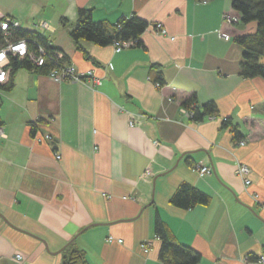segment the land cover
Here are the masks:
<instances>
[{"label":"crops","instance_id":"obj_1","mask_svg":"<svg viewBox=\"0 0 264 264\" xmlns=\"http://www.w3.org/2000/svg\"><path fill=\"white\" fill-rule=\"evenodd\" d=\"M80 8L110 23L135 12L150 26L121 51L81 40L86 57L70 35ZM233 10L232 0H0V17L38 30L78 70L101 76L97 85L56 82L20 68L13 88H0V264H62L74 240L90 264H165L157 213L201 252L199 264H264V78L240 74L234 36L255 25H228ZM158 22L168 35L155 31ZM194 94L220 115L189 117L183 103ZM226 117L246 144L222 127ZM45 132L51 141L38 140ZM239 161L251 167L249 186ZM207 164L212 172L200 175ZM185 181L210 203L172 205Z\"/></svg>","mask_w":264,"mask_h":264},{"label":"trees","instance_id":"obj_2","mask_svg":"<svg viewBox=\"0 0 264 264\" xmlns=\"http://www.w3.org/2000/svg\"><path fill=\"white\" fill-rule=\"evenodd\" d=\"M232 9L238 12L240 21L236 24H248L257 21L255 32H245L234 36L235 42L242 46V61L240 74L245 78H255L261 76L264 78V0H232ZM7 18L0 17V21ZM150 26L149 22L134 12L131 16L121 17L116 22L110 23L102 20L94 19L91 9L80 8L76 24L70 31L71 37L78 44V48L83 51L86 57L89 56L87 50L81 45V40L94 42L98 45L113 44L115 40H134L135 44H140L141 36ZM10 33L16 39L25 38L32 48H36L37 43L44 45L46 48L53 50L58 49L53 47L46 36L35 29L21 27L20 25H11ZM5 44V31L0 27V48ZM65 61H70L65 55ZM11 77L8 82L0 83V88L10 90L14 86V75L20 68H27L37 72L46 73L48 66L37 67L30 61L28 57L19 58L13 57L11 60ZM151 72L155 74V80L162 84L161 69L157 65L151 66ZM183 105L193 112V119L203 120L207 116H218L220 110L217 103L210 101L200 106L198 98L194 94L189 100H186ZM3 125V119L0 115V127ZM222 127L232 132L233 140L240 141L244 139V134L239 129L238 125L233 124L230 117H226L222 122ZM37 130V123H32V133ZM189 161V159H188ZM189 163H191L189 161ZM212 197L204 191L192 186L188 182H183L178 185L175 193L171 196L172 205H176L183 209H189L197 206V204L208 205ZM154 232L156 237L161 242L159 250L160 259L165 264H199L202 254L196 251L191 246L184 245L170 230L166 220H163L159 213L154 219ZM76 240L72 241L64 250V258L62 264H90L86 257L84 249L77 247ZM262 256V255H261ZM260 256V257H261ZM264 256V247H263ZM259 257V258H260ZM252 259L256 258L251 257Z\"/></svg>","mask_w":264,"mask_h":264},{"label":"built area","instance_id":"obj_3","mask_svg":"<svg viewBox=\"0 0 264 264\" xmlns=\"http://www.w3.org/2000/svg\"><path fill=\"white\" fill-rule=\"evenodd\" d=\"M207 2V0H203ZM223 19L226 21L228 25L233 26L234 23L239 22L240 16L237 11H227L224 13ZM11 25H19V23L11 18L7 17L4 20L0 21V27L5 31V44L0 48V83H6L9 81L11 77V60L13 57L25 58L28 57L30 61L37 67L48 66L46 74L56 82L63 81H77L87 83L88 80L94 85H97L101 82V76L97 75L94 70L90 69L87 72H82L77 69V67L70 61H65V54L63 51L59 49L50 50L46 48L44 45L37 43L36 48H32L27 39L21 38L16 39L10 33ZM37 27L41 28H49L50 25L46 21H41L36 24ZM155 31L164 35H168V30L164 27L163 23L158 22L155 27ZM222 36L228 39L230 36L228 33L223 32ZM174 38V37H173ZM135 45L134 40H122L117 39L114 41L113 46L117 51H121L126 47H130ZM160 85V82L156 84ZM182 110L189 116L193 117V112L186 107H183ZM142 117H145V114H139ZM136 117L132 115L129 123L131 126H135ZM0 137H6V133L0 127ZM39 141H51L52 134L45 132L43 135L37 136ZM240 144L244 145L247 143L246 140L241 139L238 141ZM56 158L60 159L61 154L55 152ZM200 175H207L212 172L211 166L200 165L197 168ZM236 173L243 179L244 184L247 186L251 185V167L244 162H240L236 166ZM151 171L147 170L146 175H150ZM110 241L113 240V236H109ZM119 241H122L121 239ZM143 249L146 251L149 250V243L144 242L142 245ZM17 257L22 259V254H18ZM260 260L264 262V256L260 257Z\"/></svg>","mask_w":264,"mask_h":264},{"label":"rangeland","instance_id":"obj_4","mask_svg":"<svg viewBox=\"0 0 264 264\" xmlns=\"http://www.w3.org/2000/svg\"><path fill=\"white\" fill-rule=\"evenodd\" d=\"M235 11V10H234ZM14 19V18H13ZM248 24H251V25H255V27L254 28H252L251 30H248L249 32H255L256 31V25H257V21H255V22H250V23H248ZM250 25V26H251ZM71 63V62H70Z\"/></svg>","mask_w":264,"mask_h":264},{"label":"snow or ice","instance_id":"obj_5","mask_svg":"<svg viewBox=\"0 0 264 264\" xmlns=\"http://www.w3.org/2000/svg\"><path fill=\"white\" fill-rule=\"evenodd\" d=\"M0 58H2V57H0Z\"/></svg>","mask_w":264,"mask_h":264},{"label":"bare ground","instance_id":"obj_6","mask_svg":"<svg viewBox=\"0 0 264 264\" xmlns=\"http://www.w3.org/2000/svg\"><path fill=\"white\" fill-rule=\"evenodd\" d=\"M12 18V17H11Z\"/></svg>","mask_w":264,"mask_h":264}]
</instances>
